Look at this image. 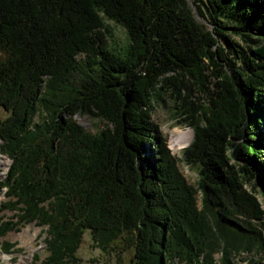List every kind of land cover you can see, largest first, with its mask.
<instances>
[{
    "label": "trees",
    "instance_id": "obj_1",
    "mask_svg": "<svg viewBox=\"0 0 264 264\" xmlns=\"http://www.w3.org/2000/svg\"><path fill=\"white\" fill-rule=\"evenodd\" d=\"M106 19L125 30L121 47ZM164 94L193 131L182 153L196 186L152 121ZM0 108V212L13 211L0 215L2 252L30 222L45 234L37 264H82L85 232L106 264L264 250L246 187L264 192V0H0ZM82 115L107 126L87 132Z\"/></svg>",
    "mask_w": 264,
    "mask_h": 264
},
{
    "label": "rangeland",
    "instance_id": "obj_2",
    "mask_svg": "<svg viewBox=\"0 0 264 264\" xmlns=\"http://www.w3.org/2000/svg\"><path fill=\"white\" fill-rule=\"evenodd\" d=\"M109 24L111 34L107 36L108 43L115 47H121L126 43L125 30L110 20H105ZM241 45L245 44L237 37L234 38ZM5 111L0 108V118L4 117ZM152 121L158 126V134L161 136L166 143V146L176 158V165L179 172L183 175L186 182L196 186L198 180L197 168L188 165L183 157V149L189 144L184 145L181 148H173L169 144V134L175 128L190 129V127L180 123L181 115L178 113V108L174 102L170 99L168 94H164L163 97L154 103V109L152 111ZM76 121L80 124L83 129L87 132H96L107 126V123L97 116L82 115L75 116ZM193 132V131H192ZM1 142V141H0ZM11 161L7 156L1 155L0 153V180L4 178L6 172L9 169ZM247 189H253L256 197L264 210V192L263 188L259 185L256 180L250 181L246 184ZM4 199L3 191H0V201ZM201 204V193L197 192V205L200 207ZM13 214V211L2 210L0 215L3 219H8ZM264 220V218H263ZM264 234V230H263ZM45 234L43 233L42 226L36 225L34 222L24 224L17 231L7 232L2 239L14 242L15 245L10 250V253H4L0 250V264H37L33 260V254L39 253L42 258L45 253L44 244L42 242ZM78 255L82 260V264H106L113 261L114 256L111 254H105L99 250L98 247L93 243L88 232L83 235L82 242L78 249ZM125 255V254H122ZM254 259H248L247 257L251 254L242 253L241 256L235 257V264H264V250L257 256L252 254ZM126 256V255H125ZM219 254H216L218 257ZM254 260V261H252Z\"/></svg>",
    "mask_w": 264,
    "mask_h": 264
},
{
    "label": "bare ground",
    "instance_id": "obj_3",
    "mask_svg": "<svg viewBox=\"0 0 264 264\" xmlns=\"http://www.w3.org/2000/svg\"><path fill=\"white\" fill-rule=\"evenodd\" d=\"M192 137H193L192 130L175 128L169 134V144L173 148H181L184 145L190 143Z\"/></svg>",
    "mask_w": 264,
    "mask_h": 264
}]
</instances>
